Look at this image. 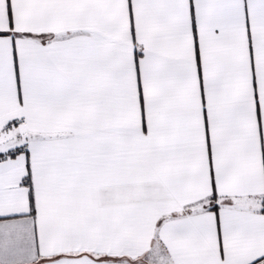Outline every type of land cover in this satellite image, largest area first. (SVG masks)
<instances>
[{
  "label": "snow or ice",
  "instance_id": "6c2138e0",
  "mask_svg": "<svg viewBox=\"0 0 264 264\" xmlns=\"http://www.w3.org/2000/svg\"><path fill=\"white\" fill-rule=\"evenodd\" d=\"M0 264H264V0H0Z\"/></svg>",
  "mask_w": 264,
  "mask_h": 264
}]
</instances>
